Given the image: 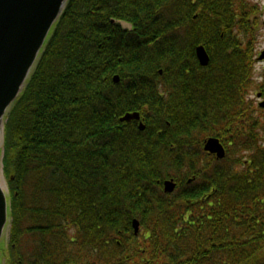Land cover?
<instances>
[{
	"label": "trees",
	"instance_id": "16d2710c",
	"mask_svg": "<svg viewBox=\"0 0 264 264\" xmlns=\"http://www.w3.org/2000/svg\"><path fill=\"white\" fill-rule=\"evenodd\" d=\"M217 2L68 0L5 122L1 264H264L254 57Z\"/></svg>",
	"mask_w": 264,
	"mask_h": 264
},
{
	"label": "water",
	"instance_id": "95a60500",
	"mask_svg": "<svg viewBox=\"0 0 264 264\" xmlns=\"http://www.w3.org/2000/svg\"><path fill=\"white\" fill-rule=\"evenodd\" d=\"M67 2L68 0H0V244L7 238L11 221L9 188L3 164L5 122L25 89ZM122 26L124 29H132V24L126 21L122 22ZM196 55L202 66L209 64L210 57L204 45L197 46ZM119 80V75H115L114 81ZM120 120H139V128L145 129L138 112H127ZM204 150L218 159L226 156V148L216 136L205 140ZM176 185L174 179H167L164 181V190L171 193ZM134 228L138 233L140 225L137 219L134 220Z\"/></svg>",
	"mask_w": 264,
	"mask_h": 264
},
{
	"label": "flooded vegetation",
	"instance_id": "af4514ba",
	"mask_svg": "<svg viewBox=\"0 0 264 264\" xmlns=\"http://www.w3.org/2000/svg\"><path fill=\"white\" fill-rule=\"evenodd\" d=\"M222 2H217L218 23L221 25V18L227 16L231 23L230 35L238 38L242 46L253 52V78L248 98L253 105H257L255 111L264 109V1L222 0ZM202 16L205 17L204 14ZM218 30L221 31L220 27ZM220 34L223 36L222 32Z\"/></svg>",
	"mask_w": 264,
	"mask_h": 264
},
{
	"label": "bare ground",
	"instance_id": "6f19581e",
	"mask_svg": "<svg viewBox=\"0 0 264 264\" xmlns=\"http://www.w3.org/2000/svg\"><path fill=\"white\" fill-rule=\"evenodd\" d=\"M201 11H202V15L204 14L205 17L201 16L200 15V19L202 18V21H203V25H206V17H208L210 14H211V10L209 9H204V8H201ZM112 20H115L117 24L121 25L122 26V22H124L123 20H117L115 18H112ZM123 27V26H122ZM127 30H130V29H127ZM201 45V44H200ZM135 112H138L140 114L139 111H135ZM141 115V114H140ZM207 152V151H206ZM176 182V181H175ZM177 184V183H176Z\"/></svg>",
	"mask_w": 264,
	"mask_h": 264
},
{
	"label": "rangeland",
	"instance_id": "374dc122",
	"mask_svg": "<svg viewBox=\"0 0 264 264\" xmlns=\"http://www.w3.org/2000/svg\"><path fill=\"white\" fill-rule=\"evenodd\" d=\"M264 1V0H263ZM254 106H255V108H256V104H254ZM260 107V106H259ZM255 114L257 115V116H259L261 119H262V121L264 120V109H259L258 111L256 110L255 111ZM8 239H9V233H8V235H7V238H5V239H3V241L1 242V244H0V247H1V249H0V258H2V246L4 245V243L6 244V242L8 241Z\"/></svg>",
	"mask_w": 264,
	"mask_h": 264
}]
</instances>
